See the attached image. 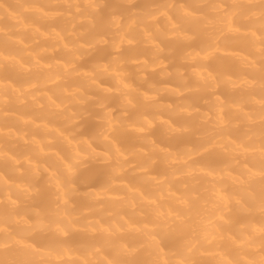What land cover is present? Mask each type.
<instances>
[{
    "label": "bare ground",
    "instance_id": "obj_1",
    "mask_svg": "<svg viewBox=\"0 0 264 264\" xmlns=\"http://www.w3.org/2000/svg\"><path fill=\"white\" fill-rule=\"evenodd\" d=\"M116 3L0 0V264H264V0Z\"/></svg>",
    "mask_w": 264,
    "mask_h": 264
},
{
    "label": "rangeland",
    "instance_id": "obj_2",
    "mask_svg": "<svg viewBox=\"0 0 264 264\" xmlns=\"http://www.w3.org/2000/svg\"><path fill=\"white\" fill-rule=\"evenodd\" d=\"M164 0H133V4H132V6L133 7H135V6H137V5H139V4H145V5H147L148 7H149V9H151V10H156V8L163 2ZM102 3L105 5V7L106 6H109V5H114V4H117L116 3V0H102ZM119 5V4H118ZM123 5V4H122ZM123 6H127V5H123ZM105 8L103 7V8H101V19H100V24L103 26V27H105L106 29L107 28H109V25H108V20H110L111 18H113V17H115V16H117V15H119V14H116V13H114V12H108V11H106V10H104ZM88 43H90V42H88ZM88 47H90L91 48V51H90V53L88 54V55H86V56H84L83 58H82V64L84 65V66H90V65H92L93 63H92V58H93V56H94V54H95V49H94V45H89L88 44ZM102 48H106V46H104V45H102L101 46ZM111 55H112V53H110L108 56H109V58H111ZM112 57H113V55H112ZM108 57H107V59H109ZM159 75H160V73H158V72H154V73H148V77H155V78H157L158 79V82L160 83V85L161 86H174L175 85V83L171 80V79H163V78H160L159 77ZM105 86L107 87V88H109L110 89V91H111V94H109V95H107V97H109V98H115L114 97V89H113V82H108V83H106L105 84ZM147 90V92H150V89H146ZM91 95H92V98H96L97 96H99V93H96V92H93V91H90L89 92ZM209 97L211 98V94L205 99V101L206 102H208L207 100H209ZM164 100L165 101H167V102H169V103H173V102H176V99L175 98H164ZM201 106V105H200ZM201 107H203L204 108V106L202 105ZM89 113H90V111H92L93 109H91V108H89V107H87V109H86ZM113 111L115 112V113H118L119 112V108L117 107V108H114L113 109ZM85 118H86V116H84V117H82V118H80L79 119V121H83V120H85ZM158 129V131H159V135H157L156 136V140L159 142V140L161 141V140H164L165 138H168V136L167 135H165V134H163L162 133V131H161V129L158 127L157 128ZM90 134H92V133H90V132H87V133H85L84 135L86 136H88V135H90ZM91 163H97V164H103V162L102 161H87L83 166H81L80 168H79V172H83V171H85V170H87V168L89 167V165L91 164ZM140 260L142 261V262H144L145 260H144V258H143V256L140 258Z\"/></svg>",
    "mask_w": 264,
    "mask_h": 264
}]
</instances>
